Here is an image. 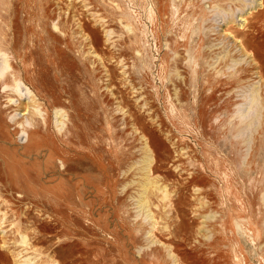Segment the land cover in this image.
<instances>
[{"label": "rangeland", "instance_id": "rangeland-1", "mask_svg": "<svg viewBox=\"0 0 264 264\" xmlns=\"http://www.w3.org/2000/svg\"><path fill=\"white\" fill-rule=\"evenodd\" d=\"M4 58L0 264H264V0H0Z\"/></svg>", "mask_w": 264, "mask_h": 264}, {"label": "bare ground", "instance_id": "bare-ground-1", "mask_svg": "<svg viewBox=\"0 0 264 264\" xmlns=\"http://www.w3.org/2000/svg\"><path fill=\"white\" fill-rule=\"evenodd\" d=\"M2 52H4V51H2ZM2 54V53H1ZM5 55H6V53H5ZM2 58V57H1ZM9 64H8V61H7V59L6 58H4L3 60H2V63L0 64V78L3 76V75H5V73L7 72V70L9 69ZM19 84V83H18ZM24 114V113H23ZM147 183H150L149 181H147ZM142 200V199H141Z\"/></svg>", "mask_w": 264, "mask_h": 264}]
</instances>
